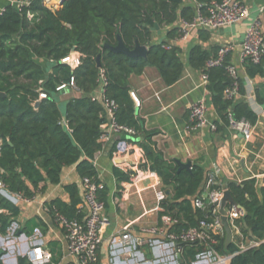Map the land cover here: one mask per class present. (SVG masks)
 <instances>
[{
	"label": "trees",
	"instance_id": "obj_1",
	"mask_svg": "<svg viewBox=\"0 0 264 264\" xmlns=\"http://www.w3.org/2000/svg\"><path fill=\"white\" fill-rule=\"evenodd\" d=\"M223 1L64 0L57 9H51L43 0H30L29 4L7 7L0 14V94H5L0 97V181L5 190L32 200L49 185H59L64 169L76 167L80 182L64 186L69 200L55 198L46 207L53 221L56 214L70 220L86 217V211L79 209L83 202L81 180L102 182L94 161L104 151L101 135L110 123L107 109L97 97L104 88V96L116 105L115 122L135 131L134 138L138 141L129 142L141 147L146 160L136 170L131 166L117 167L114 171L117 179L130 185L139 171L146 170L160 177L171 191L159 206L160 225L165 216L175 222L168 227V233L179 234L210 220L211 208L204 212L193 205L206 182L203 168L194 165L191 171H179L175 161L165 159L153 140L158 133L148 131L137 114L129 79L154 67L166 86L176 84L185 68L182 49L174 44L184 36L182 23L191 22L199 12L207 15L213 2ZM158 31L164 37L162 42L156 39ZM119 37L129 50L137 45L146 47V58L113 51L111 48L118 46ZM219 48L210 52L195 46L189 63L207 76L212 103L225 126H229L230 114L236 121L247 120L253 126L258 116L250 105L226 96V90L234 83L238 84L239 95L246 94L243 80L240 77L234 80L227 72L229 57L222 66L207 67V61L217 56ZM72 52L81 55V65L75 70L61 62ZM47 63L53 65L49 73L45 69ZM245 63L249 76H264V59L259 64L249 59ZM72 79L74 86H70ZM62 85L78 93L63 102L68 130L62 125L64 114L58 99L63 91L58 88ZM41 94L47 98L40 99ZM125 138L121 136L112 144L110 155L118 153L117 146ZM210 188L229 190L247 213L229 220L234 235L229 246L226 235L212 232L215 244H211L212 240L178 241L187 264L196 262L209 246L220 256H231L230 264H264V187L261 197L256 180ZM108 192L106 186L99 190V198L106 206ZM19 214V206L0 194L1 235L8 234ZM241 238L260 244L242 252ZM0 264H3L1 258ZM18 264L31 262L20 256Z\"/></svg>",
	"mask_w": 264,
	"mask_h": 264
},
{
	"label": "crops",
	"instance_id": "obj_2",
	"mask_svg": "<svg viewBox=\"0 0 264 264\" xmlns=\"http://www.w3.org/2000/svg\"><path fill=\"white\" fill-rule=\"evenodd\" d=\"M22 1L0 0V14L9 6L18 7ZM242 1L250 10V16L242 22L212 31L205 30L204 33L196 30L186 39L174 42L182 49L181 58L185 65L183 75L176 84L166 86L154 67H148L142 75H134L129 79L131 92L136 94L141 103L138 115L144 120L148 131L158 133L153 140L165 159L183 163L191 161L193 166L199 165L203 168L206 182L200 196L204 197L209 194L212 185L226 188L229 183L242 184L256 180L260 197L264 187V76L248 75L242 49L243 40L253 22L261 19L264 26V0ZM160 38L161 35L157 34L156 39ZM224 45L234 46L229 61L237 67L245 85V96L238 95L236 98L246 101L258 116L250 139L245 138L240 131L224 125L212 103L208 80L206 81L203 73L191 67L189 63L193 47L201 46L212 52ZM52 68L51 63L45 66L48 73ZM76 96L77 92L65 89L58 99L63 103ZM201 101L207 105L208 125L191 131L190 109ZM210 124L217 125V130H213ZM125 137L121 142H129L131 139L138 141L134 137ZM120 138L121 136L117 135L107 142L104 151L99 153L94 161L103 185L109 190L106 213L110 224L100 247L99 263L187 264L184 255L178 252L176 243L163 235L145 232L160 225L159 194L164 193L167 198L171 192L169 188L150 170L139 171L130 185L115 176L117 167L124 169L131 166L136 170L141 162L146 161L139 145H134L131 153L125 156L116 152L110 155V147ZM209 180H212L210 186L207 185ZM79 182L76 167L66 168L59 185H49L45 192L32 200L17 197L15 202L12 201L19 206L20 214L8 234H0V258L3 264H18V257L25 256L27 250L35 245L49 248L53 253V260L56 261H53L54 264L72 263L65 233L53 221L46 203L55 198L68 201L69 195L64 186ZM4 193V196L11 199L7 196L10 193ZM125 227L130 228L134 238L146 237L151 243L133 248L128 254L124 253L121 245L113 243V238H120ZM237 234L240 235L239 230ZM250 241L251 239L241 238L240 246H248ZM215 259L214 257L213 260Z\"/></svg>",
	"mask_w": 264,
	"mask_h": 264
},
{
	"label": "built area",
	"instance_id": "obj_3",
	"mask_svg": "<svg viewBox=\"0 0 264 264\" xmlns=\"http://www.w3.org/2000/svg\"><path fill=\"white\" fill-rule=\"evenodd\" d=\"M61 0H43L44 3L51 9H57ZM30 0H23L20 5L29 4ZM250 16V10L244 5L242 0H224L222 3L213 2L209 9L208 14L204 15L198 13L197 16L191 22L182 23L184 36L186 39L189 34L196 30L212 31L222 27L231 26L242 22L244 19ZM243 60H252L255 64H259L264 59V26L261 19H257L248 29L246 36L242 43ZM234 50L233 45H224L219 48L217 56L207 61V67L222 66L226 63L227 58ZM63 64L69 65L72 70H75L81 65V55L78 52H72L68 57L62 59ZM227 72L234 80H237L239 72L237 67L231 62L227 65ZM204 79L207 81V76L204 75ZM70 86H74V80H71ZM67 85H62L58 88V91L67 89ZM132 97L136 102V107L140 108L141 103L134 92H131ZM239 95L238 84L234 85L226 90V96L228 98L237 97ZM107 109V116L110 120L108 127L103 131L101 135V142L103 146L111 141L114 136H127L133 138L135 131L128 127L119 125L114 120V112L116 105L114 102L109 101L104 96V88H102L98 96ZM47 98L46 94H41L40 99ZM207 105L204 101H201L193 105L189 113V129L191 131L198 130L208 125L207 120ZM211 125V124H210ZM229 127L233 130L240 131L245 138L250 139L252 136V124L247 120L236 121L232 114L229 115ZM211 128L217 130V125L212 124ZM134 145L130 142H121L118 146V153L121 156H125L133 150ZM212 180H209L207 185H211ZM103 183L97 184L90 178H84L81 180L80 189L83 202L79 206L80 210L86 211V217L83 220L67 219L59 214L55 215L54 222L65 233V239L67 240V248L69 256L72 258L71 264H100L99 252L103 243L105 231L110 224L109 218L106 213V204L99 198V190L103 188ZM4 185L0 181V194H5ZM225 189L210 190L207 196H199L194 198L193 205L195 208L201 211H207L211 208L210 220L202 221L200 227L190 228L184 230L179 234L168 233V227L173 223V220L165 216L162 219V225H158L153 228L145 230L148 234L163 235L169 241L176 243L178 241L182 243H197L205 242L206 240H212L210 232L214 235H225V229L222 222V216L219 211V203L221 202ZM3 192V193H2ZM11 201L15 202L19 195H11ZM160 203L166 199L164 193L159 194ZM243 211L239 210L236 206H232L228 210L229 220L239 219L243 216ZM114 244H119L124 250V253L128 254L133 248L146 246L151 243L146 237L134 238L130 233V228L125 227L120 238H113ZM216 242L212 240L211 244ZM260 243L251 240L248 246H241V251H245L249 248L259 246ZM178 252L184 254L183 247H178ZM27 259L31 264H54L53 253L49 248L42 245H35L25 253ZM216 258V263L211 261ZM231 256H220L214 249L209 246L208 251L198 256L197 261L190 264H229Z\"/></svg>",
	"mask_w": 264,
	"mask_h": 264
},
{
	"label": "water",
	"instance_id": "obj_4",
	"mask_svg": "<svg viewBox=\"0 0 264 264\" xmlns=\"http://www.w3.org/2000/svg\"><path fill=\"white\" fill-rule=\"evenodd\" d=\"M64 2V0L60 1V5ZM158 34L161 35V31H158ZM119 39V44L117 47L111 48L113 51L117 52V53H124L129 57H142V58H146L147 53H148V49L144 46H140L137 45V47L134 50H129L128 48H126L122 42L121 37L118 38ZM164 40V37L160 38V42H162ZM99 62V60H98ZM98 67H100V63H98ZM5 94H0V97H4ZM59 106L64 114L63 117V122L62 125L63 127L67 129V116H66V104L65 103H59ZM139 113V108H137V114ZM178 167H179V171L182 170H186V171H191L193 168V163L191 161L183 163L179 160L176 161ZM229 205H234L236 206L239 210L243 211L244 215L247 213L246 210L241 207L233 198L232 194L230 193L229 190H226L224 192V196L221 200V202L219 203V211L220 214L222 216V222H223V226L225 229V235H226V246H229L234 239V235H233V231L229 222V216H228V206Z\"/></svg>",
	"mask_w": 264,
	"mask_h": 264
},
{
	"label": "rangeland",
	"instance_id": "obj_5",
	"mask_svg": "<svg viewBox=\"0 0 264 264\" xmlns=\"http://www.w3.org/2000/svg\"><path fill=\"white\" fill-rule=\"evenodd\" d=\"M211 262H212V263H216V261H214V260H212ZM217 264H218V263H217Z\"/></svg>",
	"mask_w": 264,
	"mask_h": 264
}]
</instances>
